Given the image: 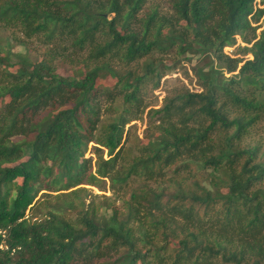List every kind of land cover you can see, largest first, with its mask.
<instances>
[{"label": "trees", "instance_id": "obj_1", "mask_svg": "<svg viewBox=\"0 0 264 264\" xmlns=\"http://www.w3.org/2000/svg\"><path fill=\"white\" fill-rule=\"evenodd\" d=\"M263 21L264 0H0V264H264ZM182 61L201 91L140 138Z\"/></svg>", "mask_w": 264, "mask_h": 264}, {"label": "rangeland", "instance_id": "obj_2", "mask_svg": "<svg viewBox=\"0 0 264 264\" xmlns=\"http://www.w3.org/2000/svg\"><path fill=\"white\" fill-rule=\"evenodd\" d=\"M261 0H258V3H260ZM258 25H262V28L259 30L258 33L264 30V21L261 22ZM247 45L242 42L241 39H238V44L235 47L232 48H225V53L232 58H239L243 60L252 59L251 55H246L242 52V48L246 47ZM41 46L38 44V42H34L32 47L30 49L32 50V53H36L37 51H40ZM28 49L26 47H17L14 50V53H27ZM34 60L37 62L40 59L37 56H33ZM168 65H170L168 63ZM197 62L188 63L183 62L179 68L176 70H173L169 72L161 81L159 87L149 89V93L145 96V105L147 106L146 112L140 121L134 122L132 125H135L136 130L134 131L135 134L139 135V137H143V134L148 127L149 124V118L148 114L151 110H158L162 108L164 105L165 99L172 95L174 92H177L181 89H189L192 92H200L201 88L199 86L198 80L195 77L194 70L197 66ZM19 69L18 67H15L12 69V71L17 72ZM58 73L63 77H70L74 74V71L70 68V66L59 64L58 66ZM237 74V73H235ZM231 74L226 73V77H230ZM116 83V80H113L112 78H108L105 80L100 81V85L102 86H113ZM87 157H93V155L88 154ZM105 157L109 158V153H105ZM95 159V157H94ZM96 160V159H95ZM110 180L106 179L103 184H101V188L96 187H90L92 191L98 195H106L111 196V190H110ZM103 190V191H101ZM105 191V192H104Z\"/></svg>", "mask_w": 264, "mask_h": 264}, {"label": "built area", "instance_id": "obj_3", "mask_svg": "<svg viewBox=\"0 0 264 264\" xmlns=\"http://www.w3.org/2000/svg\"><path fill=\"white\" fill-rule=\"evenodd\" d=\"M5 234H6V232H3V231L0 230V235H3V237H6ZM0 248H1L2 250H4V251H8V247H7V245L5 244V241L3 242V244H1Z\"/></svg>", "mask_w": 264, "mask_h": 264}]
</instances>
